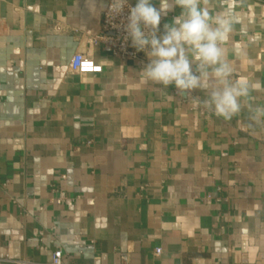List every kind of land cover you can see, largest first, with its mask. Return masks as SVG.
Returning a JSON list of instances; mask_svg holds the SVG:
<instances>
[{"label":"crops","instance_id":"crops-1","mask_svg":"<svg viewBox=\"0 0 264 264\" xmlns=\"http://www.w3.org/2000/svg\"><path fill=\"white\" fill-rule=\"evenodd\" d=\"M108 1L0 0V264H264V125L90 43ZM209 6L237 73L264 66V0ZM77 52L102 71L77 74Z\"/></svg>","mask_w":264,"mask_h":264},{"label":"clouds","instance_id":"clouds-1","mask_svg":"<svg viewBox=\"0 0 264 264\" xmlns=\"http://www.w3.org/2000/svg\"><path fill=\"white\" fill-rule=\"evenodd\" d=\"M209 5L210 0H159L156 7L153 0H137L129 7L127 37L149 58L140 72L146 82L164 89L174 85L180 95L201 90L204 98L191 95L193 103L225 121L246 112L250 123L264 125V103L255 95L264 92V83L254 78L264 66L242 60L237 73L225 48L233 31L231 22L213 15ZM126 6L128 0H111L109 7L119 14ZM177 7L180 13L158 35L162 16ZM249 68L253 75H244Z\"/></svg>","mask_w":264,"mask_h":264},{"label":"built area","instance_id":"built-area-1","mask_svg":"<svg viewBox=\"0 0 264 264\" xmlns=\"http://www.w3.org/2000/svg\"><path fill=\"white\" fill-rule=\"evenodd\" d=\"M111 0L108 1L107 6L103 12L102 24L100 32L96 35L89 37L90 43L93 45H101L103 51L116 55L126 59H133L138 63V65H143L149 63V58L142 51H137L131 45L130 38L127 37L125 26L127 24V17L129 16V7H134L131 3L128 2L122 12L119 14H114L110 11ZM166 24V17L162 16L160 23V30L158 35H162L164 32V25ZM71 66L74 71L79 74H88V73H98L102 71V65L97 63L93 57L87 55L83 52H77L73 55L71 60ZM200 110L206 111L202 107H199ZM89 143V142H88ZM61 197L57 199L60 203L63 199V193ZM161 248H157L156 252L160 253ZM121 264H126L127 253L122 252L120 254ZM1 261H10V259L5 256L0 259ZM20 264L21 261H16ZM50 264H66L63 262V251L61 248H56L52 254V260Z\"/></svg>","mask_w":264,"mask_h":264}]
</instances>
